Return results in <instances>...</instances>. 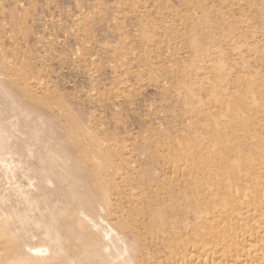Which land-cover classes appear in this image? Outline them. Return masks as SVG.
I'll return each mask as SVG.
<instances>
[{"label": "rangeland", "instance_id": "374dc122", "mask_svg": "<svg viewBox=\"0 0 264 264\" xmlns=\"http://www.w3.org/2000/svg\"><path fill=\"white\" fill-rule=\"evenodd\" d=\"M250 83L264 86V0H0V264L157 251L161 226L136 243V206L118 212L112 188L155 198L158 224L192 219L190 182L221 175L224 157L259 166Z\"/></svg>", "mask_w": 264, "mask_h": 264}, {"label": "bare ground", "instance_id": "6f19581e", "mask_svg": "<svg viewBox=\"0 0 264 264\" xmlns=\"http://www.w3.org/2000/svg\"><path fill=\"white\" fill-rule=\"evenodd\" d=\"M249 87L255 98L252 110L259 128L247 131L245 140L251 149V159L259 161V166L256 170L251 171V168L250 171L243 172V167L239 163H233L229 158L224 157L221 175H213L210 181L190 182L183 190L188 193L187 204L190 203L194 209L189 208L191 213L189 210H184V212L186 217H189L188 213L192 214V219L188 218L182 221L173 214L172 220L165 221L164 219L162 223L158 224L156 216L150 217L152 211H158L153 208L160 207L155 202V198L145 204H142L141 201H130L129 203L122 195L127 192L123 187L112 188L111 192L118 212L121 210L122 214H126L136 206V215L139 217V221L130 224L133 234H136V240L133 238L136 243H143L146 240L140 238L139 230L152 227V225L154 227L161 226V234L165 238L161 241V246H157V251L150 246L140 248L141 250L136 256H133L137 264H264V86L253 83ZM255 150L263 152H259L258 156L254 152ZM1 161L3 160L1 159ZM170 170L172 171V169ZM133 189L135 188L130 189L131 192ZM157 193L159 192L157 191ZM117 194L119 195L117 196ZM162 194H167V192L164 191ZM134 200L136 199L134 198ZM123 203L133 204V206L126 207ZM137 203L140 204L137 205ZM57 210L58 208L54 211L56 222L58 218L64 217V211ZM178 210L183 209L179 208ZM176 213L178 212L176 211ZM10 215L13 220V213L11 212ZM125 222L121 219L124 229L128 228ZM81 233L79 241L87 249L100 253L101 249L86 235L85 231ZM46 245L52 247V256L57 254V257H61L62 253H65L66 249L61 247V242L58 247L51 243H46ZM68 257L72 261L76 260L71 255Z\"/></svg>", "mask_w": 264, "mask_h": 264}]
</instances>
